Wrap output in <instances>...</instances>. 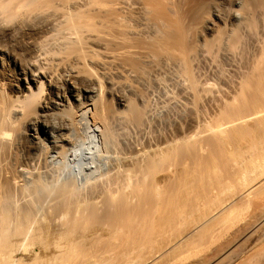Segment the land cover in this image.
<instances>
[{
  "label": "bare ground",
  "instance_id": "1",
  "mask_svg": "<svg viewBox=\"0 0 264 264\" xmlns=\"http://www.w3.org/2000/svg\"><path fill=\"white\" fill-rule=\"evenodd\" d=\"M253 199L178 264L264 226V0H0V264H168Z\"/></svg>",
  "mask_w": 264,
  "mask_h": 264
},
{
  "label": "rangeland",
  "instance_id": "2",
  "mask_svg": "<svg viewBox=\"0 0 264 264\" xmlns=\"http://www.w3.org/2000/svg\"><path fill=\"white\" fill-rule=\"evenodd\" d=\"M8 48V50L10 51H12V53L14 52V51H16V52H14V55H17L18 56V54L20 53V48H18V47H12L11 48V46H8L7 47ZM14 49H16V50H14ZM19 52H18V51ZM10 51V52H11ZM18 53V54H17ZM21 54V53H20ZM20 56V55H19ZM248 168L250 167L251 168V166H247ZM247 167L245 166V168L247 169ZM246 169H244L243 170V172L244 173H247L246 172ZM248 170H251V169H247V171ZM250 172V171H249ZM263 197H261L260 199H262ZM253 200H254V203H253ZM252 201H250V203H249V205H247V206H245V207H241L240 209H241V211L239 212V210L237 211V212H234L235 214H233V215H231L229 218H227L224 222H222V223H219V224H217L214 228H212L210 231H208V232H206V233H204L202 236H201V238L199 239H196V240H194V242L193 243H190V244H188V245H186V246H184V247H182V248H180V249H178L177 250V252H176V254H175V256L171 259V261L168 263V264H178L179 262H181L182 260H185V259H189L190 258V260L192 259L191 257H193V256H195V255H197V254H199V253H201L203 250H205L206 248H209V247H211V246H213V245H216V244H218L219 242H221L223 239H224V237H225V234H226V232H227V230H228V228L233 224V223H235V221L237 220V219H242V220H245V219H253V217L254 216H256V212H257V208H259V204H260V202H263L262 200L259 202V200H257V199H253ZM257 200V201H256ZM256 201V202H255ZM252 202V203H251ZM259 204H258V203ZM255 203H257V204H255ZM243 209V210H242ZM264 226H262V229L260 228V230L261 231H258V233L255 235V237L253 238L252 237V240L254 239V241H251L250 239V241L249 240H246V241H248V242H246V243H248V244H250L251 242L253 243V249H252V247H251V245L252 244H250V246L248 245V244H246V245H244L245 243L244 242H242L243 244H240V245H242V246H246V248L245 247H243V250H242V246H239L240 248H241V250H242V255L245 257L244 259L246 260H244V259H241V260H243V262L242 263H240V262H238V264L240 263V264H264V232H262V231H264V228H263ZM261 232V235L263 234V236H260V233ZM177 235H178V233H177ZM177 235H175V237L177 236ZM259 235V236H258ZM179 236H181V235H179ZM178 236V237H179ZM172 237V239H173V236H171ZM170 237V238H171ZM178 237H176V238H178ZM182 237V236H181ZM180 237V238H181ZM257 237H258V241L256 240L257 239ZM260 237V238H259ZM176 238H174L175 239V241L176 242H174V240L172 241V242H174V244L175 243H177V244H180V242H182L181 241V239L180 238H178L177 240H176ZM256 238V239H255ZM180 239V240H179ZM170 240V239H169ZM256 241V242H255ZM166 242V241H165ZM257 243L255 246H254V244L255 243ZM166 244H168V243H166ZM172 245V244H170V246H169V244L168 245H166L165 246V244H164V246L162 245V247L164 248H162L161 250L162 251H159L160 252V254H159V256H158V254L156 253V255H154L153 253H151V254H153V256L150 254V255H146V254H149L151 251H149V253H147V251H144L145 253V255H143V257H146V258H144V264H166L165 262H161L160 261V258L162 257V256H164V255H166L167 253H169V251L172 249V248H174L177 244H175V245ZM250 247V248H247L248 246ZM168 246V247H167ZM244 248L245 249H247L248 251H250V252H248V251H245L244 250ZM250 249H252V250H250ZM237 251H238V249H236ZM153 252H154V249L152 250ZM238 251V252H239ZM245 251V252H244ZM239 252V253H240ZM244 252V253H243ZM249 254H248V253ZM248 255H247V254ZM25 254V253H24ZM24 254H22V256H27V255H29V253H26L25 255ZM247 255V256H246ZM158 256V257H157ZM150 257V258H149ZM149 259H151V260H149ZM154 259V260H153ZM160 261L159 263H158V261ZM147 261V262H146ZM157 262V263H156ZM167 262V261H166Z\"/></svg>",
  "mask_w": 264,
  "mask_h": 264
}]
</instances>
